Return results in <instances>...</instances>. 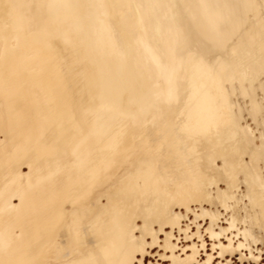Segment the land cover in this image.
I'll list each match as a JSON object with an SVG mask.
<instances>
[{
	"label": "bare ground",
	"instance_id": "6f19581e",
	"mask_svg": "<svg viewBox=\"0 0 264 264\" xmlns=\"http://www.w3.org/2000/svg\"><path fill=\"white\" fill-rule=\"evenodd\" d=\"M176 6L0 0V264L62 253L70 207L150 134L151 104L175 112L190 47Z\"/></svg>",
	"mask_w": 264,
	"mask_h": 264
},
{
	"label": "rangeland",
	"instance_id": "374dc122",
	"mask_svg": "<svg viewBox=\"0 0 264 264\" xmlns=\"http://www.w3.org/2000/svg\"><path fill=\"white\" fill-rule=\"evenodd\" d=\"M246 1L241 28L189 51L175 112L151 104L150 134L70 207L48 264H264V0Z\"/></svg>",
	"mask_w": 264,
	"mask_h": 264
},
{
	"label": "crops",
	"instance_id": "0c3cea01",
	"mask_svg": "<svg viewBox=\"0 0 264 264\" xmlns=\"http://www.w3.org/2000/svg\"><path fill=\"white\" fill-rule=\"evenodd\" d=\"M173 2L177 5L179 14L175 31L188 37L191 59L198 56L196 54L200 50H212L224 42L221 28H241L240 13L247 3L246 0H173ZM200 35L209 37L210 42L207 44L209 47L204 43L201 44ZM188 77L189 75H184V78L188 79Z\"/></svg>",
	"mask_w": 264,
	"mask_h": 264
}]
</instances>
